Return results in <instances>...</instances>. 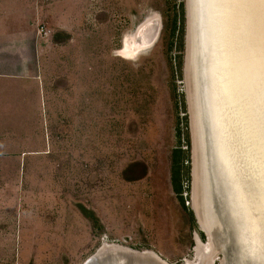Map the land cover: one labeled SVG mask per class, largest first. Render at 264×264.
<instances>
[{"label": "rangeland", "instance_id": "obj_1", "mask_svg": "<svg viewBox=\"0 0 264 264\" xmlns=\"http://www.w3.org/2000/svg\"><path fill=\"white\" fill-rule=\"evenodd\" d=\"M30 1L52 31L49 111L20 194L0 200V264H84L105 243L193 261L195 235H207L190 206L187 0ZM152 23L153 47L117 55L125 40L151 37L140 31Z\"/></svg>", "mask_w": 264, "mask_h": 264}, {"label": "water", "instance_id": "obj_2", "mask_svg": "<svg viewBox=\"0 0 264 264\" xmlns=\"http://www.w3.org/2000/svg\"><path fill=\"white\" fill-rule=\"evenodd\" d=\"M185 78L193 209L210 244L199 264H264V0H187ZM84 264L169 263L102 245Z\"/></svg>", "mask_w": 264, "mask_h": 264}, {"label": "crops", "instance_id": "obj_3", "mask_svg": "<svg viewBox=\"0 0 264 264\" xmlns=\"http://www.w3.org/2000/svg\"><path fill=\"white\" fill-rule=\"evenodd\" d=\"M35 15L30 0H0V200L20 194V169L38 153L36 127L49 111L44 46L52 31Z\"/></svg>", "mask_w": 264, "mask_h": 264}, {"label": "bare ground", "instance_id": "obj_4", "mask_svg": "<svg viewBox=\"0 0 264 264\" xmlns=\"http://www.w3.org/2000/svg\"><path fill=\"white\" fill-rule=\"evenodd\" d=\"M156 35L158 36V34H156ZM157 36L155 38H153L155 40V43H156V41L158 39ZM146 42H145V39H144V41L139 42V43L136 40H133V38L127 39V40H125L123 42V44H124L123 49L121 51L117 52V55L120 56L121 58L125 59V60H133L137 56H139V50L142 51L145 48H149L148 47V43H146ZM192 161H193V154H192ZM192 178H193V171H192ZM190 206H193V189H192V203L190 204ZM193 211H194V209H193ZM200 230L203 233H205L201 229V227H200ZM194 241H195V247L193 249L194 259H193V261H187L188 264H199L200 263L201 254H202V250H201L200 245H202V247L204 248L205 251H210V244H208V242L207 243L202 242V240L200 239L199 235H195ZM103 246H105V248H109V247H121V246H117V245H108L106 243ZM218 261L219 260H215V264Z\"/></svg>", "mask_w": 264, "mask_h": 264}, {"label": "trees", "instance_id": "obj_5", "mask_svg": "<svg viewBox=\"0 0 264 264\" xmlns=\"http://www.w3.org/2000/svg\"><path fill=\"white\" fill-rule=\"evenodd\" d=\"M56 42L59 43V41H57V40H56ZM178 175H180L179 169H178ZM81 212L84 215V217H86L87 219H90L91 221H94L95 223H99L98 218L96 217V215L93 212H91V211H89L83 207H81Z\"/></svg>", "mask_w": 264, "mask_h": 264}]
</instances>
